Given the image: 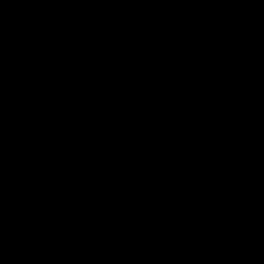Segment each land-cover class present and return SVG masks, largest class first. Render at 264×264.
Segmentation results:
<instances>
[{
    "label": "water",
    "instance_id": "water-1",
    "mask_svg": "<svg viewBox=\"0 0 264 264\" xmlns=\"http://www.w3.org/2000/svg\"><path fill=\"white\" fill-rule=\"evenodd\" d=\"M0 264H264V0H0Z\"/></svg>",
    "mask_w": 264,
    "mask_h": 264
}]
</instances>
